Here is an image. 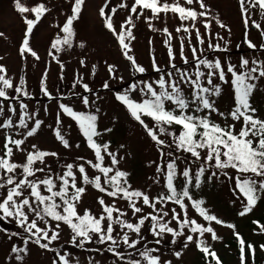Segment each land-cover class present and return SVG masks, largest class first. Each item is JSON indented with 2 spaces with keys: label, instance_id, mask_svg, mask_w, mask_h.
<instances>
[{
  "label": "snow or ice",
  "instance_id": "1",
  "mask_svg": "<svg viewBox=\"0 0 264 264\" xmlns=\"http://www.w3.org/2000/svg\"><path fill=\"white\" fill-rule=\"evenodd\" d=\"M199 5L200 11L192 7H185L184 5ZM85 0H74L71 5V14L67 16L59 32L52 39L49 56L59 64L60 61L54 55V51L59 53L65 47H73L74 37V22L78 21L82 13V8ZM242 18H244V25L249 26V19L246 18L249 9L259 10L260 14L264 16V0H238ZM109 7L108 0L99 8V16L103 20V26L116 39L120 51L124 58L130 63L132 70L135 73H145L146 69L140 65L134 55H132L131 42L135 39L133 29V15L140 19L143 16L144 10H150L151 17H145L148 27L157 31L151 23L153 18H159L161 13L176 14L179 19L183 21H191V27L195 29L196 40L199 44H204V39L198 28H196V21L203 17L205 18L204 28L208 30L211 27L209 20L210 12L207 11V5L204 0H176L174 3L161 2V0H134L130 5V14L120 24L119 31L114 26V16L117 13V8H128L129 5L121 2L117 7H112L110 13L106 12ZM14 8L18 13L31 12L34 18L23 17V22L26 25L22 42L19 47V54L24 57L30 54L36 60H39L37 52L30 47V38L34 32V28L42 20V17L50 11L43 3H39L31 8L23 6L20 0H14ZM139 10V11H138ZM216 24L221 28L227 26L223 24L218 18L215 19ZM251 26L260 30L261 37H264V27L255 20L251 21ZM166 35L164 44L167 48L169 57V64L173 71L162 72L157 65L155 57H152V69L159 74V78L154 81H139L132 83L123 92H116L115 100L118 101L128 112L130 117L139 123L144 129L147 136L158 146V152L163 158L165 156L164 147L165 140L161 139V135H168L172 137V142L178 151L189 153L196 161H201V166L195 174V186L199 187L201 184V177L205 173V165L219 170L224 176L228 177L229 173L225 170H235V188L233 194L237 192L243 197L242 210L238 215L243 217L250 213L257 205L258 201L264 194V118L257 114V108L251 103V97L258 87V81L264 79V61H257L253 59L240 58L239 70L237 65L228 62L226 66L219 59L210 60L208 58H201L198 50L191 47L190 28L183 23L176 28V32L189 34V47H191L192 61L195 62V69L193 73L187 70L177 68L174 63L175 54L171 46L172 33L167 27L162 29ZM60 33H63L61 35ZM4 34L0 32V36ZM220 39H223L220 37ZM151 44V41H149ZM245 43L249 48H256L249 38L247 32L245 33ZM83 42L79 47L83 48ZM209 49L220 50V44L209 43ZM264 48V44L260 45ZM184 41L181 38L180 43V57L185 65L189 64V60L184 52ZM54 50V51H53ZM2 59V58H0ZM255 65V66H250ZM83 66L85 61L80 60ZM208 71H202L201 68ZM61 73H63L64 65L60 64ZM116 66L114 64H107V72L111 79H116ZM96 72V66H92V74ZM7 69L3 64H0V114L5 111L4 101L9 100L10 97L6 90L13 89L22 96L28 97L30 94L24 89L25 80L23 77L19 80V85H13V81L7 78ZM230 74V81L227 78ZM47 70L45 71L41 82L40 91L44 96L53 98L46 86ZM167 77V78H166ZM194 77V78H193ZM218 78L221 83L231 84L233 92L234 106L230 111H220L216 107V100L214 97H219L222 93L221 84L214 83L213 78ZM63 79V75H61ZM120 79H123L122 77ZM80 85L85 92L92 93L89 84L83 82V77L74 79L72 87L75 88ZM155 85V87H154ZM182 85H188L191 89V99L186 98ZM104 89H110L108 81L102 84ZM139 92L141 99L136 100L132 98V94ZM74 96H80V93H73ZM11 99L19 100V96L11 97ZM98 100L99 97L97 96ZM81 103L85 108H90L96 103V100L89 99V96L81 97ZM194 106V107H192ZM20 113L16 123L13 122L12 117L9 116L0 122V129L22 128L26 129V134L23 139H14L11 135H5L3 144V155L0 156V170L3 171L4 178H0V189H5V193L0 196V221L11 218L23 229L24 235L21 237L23 246L13 244L10 249V256L8 259L14 257L17 264H23L25 256L29 255V243L35 244L39 249L46 252L53 253L51 264H73V258L70 252L63 251L52 247L53 242L59 241L61 225L66 226L71 233L68 241L75 248L84 249L86 245L97 243L100 245H107L106 251L111 253L118 261L123 264H172L170 260H162L159 254V247H148L146 239L142 234V230L146 222H150L148 231L155 238V245L162 244L165 234H170L171 243L175 244L177 238L184 236L183 248H187L189 243L195 242L197 249L202 252L205 258H211L215 264H221V260L217 253L211 249V246L206 245L201 239L205 233L211 234L212 240H217L214 229L209 226H203L195 219H189L187 216L188 204L199 214L205 221L215 222L216 224L225 225L230 229H234L235 225L219 219L216 215L209 213L203 207L204 201L202 199H194L190 194L189 185L192 184V176L190 169L185 168L180 175L185 178V183L181 190L178 191L174 180L177 177V159H169L166 166H156L157 173H163L164 187L167 193H161L156 197L150 196L139 190L132 189L128 182V175L126 171L115 169L119 164L117 155L109 151V143H98L95 139L101 133L97 130L99 108L95 112L76 111L73 107L61 102L59 103V112L56 115L55 123L59 126L62 122L61 113L75 121L79 132L86 141L87 147L94 153L95 163L92 160H86L85 163L91 168L97 170L103 176V184L101 182V175L89 177L86 172L85 163L74 165L67 163L64 165L62 174L53 177L51 170L49 174L43 179L36 178L37 173H44L45 167H34L39 162L41 165H46L47 157L57 158L58 153L55 151L41 150L37 145H31V151H27L23 163L12 162L13 147L17 151L23 152L22 145L29 137L37 134L41 128L43 121L36 118L38 113H29L28 106L23 101L19 103ZM7 111L16 114L17 109L11 103L7 106ZM44 111L47 113L48 108L45 106ZM213 113L219 117L227 120L231 118L234 123L224 124L217 123L211 119ZM148 118L152 124L146 123ZM29 121H34L30 126ZM236 122L240 123L239 131L236 130ZM173 126H179V132L169 131ZM112 129H105L110 132ZM55 139L65 148L70 149L72 145L69 140L65 138L59 127L53 129ZM80 147L79 144L76 145ZM123 148V145L120 146ZM202 150L204 154L202 155ZM106 153L111 160V166H105ZM169 157L172 153H167ZM78 160H84V157H77ZM120 159H123L121 157ZM214 162V163H213ZM74 168L76 171H74ZM20 170L19 179L14 175ZM109 175L110 173H113ZM84 185H91L100 193L106 194L113 198L112 204H107L103 197H98L97 202L101 207L99 216L92 214L90 209L85 208L83 214L78 210L77 205L81 202L83 195L86 193V188L77 185L78 176ZM217 175L212 172V177ZM231 179V177H229ZM211 179V177H209ZM59 181L57 185L56 181ZM156 183H159L157 177ZM108 185L109 187H105ZM43 187V194L41 191ZM58 189V190H57ZM71 189V191H70ZM123 199L127 201L128 208L131 210L133 217H137L135 222L128 220L127 213L121 210L115 204V199ZM138 198L142 200L143 205L151 208L153 211L143 214V209L137 206ZM239 198V197H238ZM172 202L178 205L184 217L176 211L171 209V221H176L178 230L169 226L171 221L166 220L169 212L163 208H157V204L164 205ZM32 214V216L29 215ZM139 214V215H138ZM34 217V218H33ZM38 221L43 222V227L38 224ZM50 221H55V225L51 226ZM106 222V223H105ZM253 223H257L254 221ZM116 226L119 227L120 232H116ZM260 231L264 232V225H259ZM185 229H188L192 234H198L194 240V235H185ZM115 233V234H114ZM130 234H135L136 238H131ZM20 235L13 233L8 237L11 240L14 236ZM240 251V264H247V255L255 257L256 249L251 243L240 236L238 232H234ZM123 245L126 249L133 250L139 256V259L134 258L132 253L125 257V253L120 249ZM141 245L143 248L141 249ZM260 249L264 251V244H261ZM95 251L100 252L97 248ZM174 256L180 258L181 251H174ZM75 264H79L76 260ZM89 264H99V261H89Z\"/></svg>",
  "mask_w": 264,
  "mask_h": 264
},
{
  "label": "rangeland",
  "instance_id": "2",
  "mask_svg": "<svg viewBox=\"0 0 264 264\" xmlns=\"http://www.w3.org/2000/svg\"><path fill=\"white\" fill-rule=\"evenodd\" d=\"M74 0H20L23 6L31 8L39 3L45 4L50 9L38 25L34 28V32L30 38V47L37 52L40 57L36 60L30 54H26L21 57L19 54V47L23 39L26 25L23 22V17L34 18L31 12L18 13L14 8V0H0V32L4 35L0 36V64H3L7 69V78L13 81L14 87L19 85L21 77L24 78V89L29 92V96L25 97L16 93L13 89L6 90L9 100L4 101L5 111L0 114V122L12 117L14 123L18 121L20 108L19 103L23 101L27 104V110L29 113H38L36 118L43 121L41 128L37 134L33 137H29L25 140V144L22 145L23 152L17 151L15 146H12L13 156L12 162L23 163L27 151H31V145L35 144L41 150L55 151L59 155L57 158L47 157L46 165H41L37 162L34 167H45L44 173H37L36 178L43 179L49 174V169L53 177L60 175L64 171V165L67 163H73L78 165L85 163L86 160H92L95 163L94 153L87 147L86 141L79 132V129L71 118L61 113V124L56 125V115L60 111L59 103L63 102L74 108L76 111L95 112L96 108L100 109L98 113L97 130L101 133L99 137H96L98 143H109V151L117 155L119 164L115 166V169L123 170L129 173L127 179L132 189H139L147 193L150 198L156 197L161 193H167L164 187L163 173L156 172V166H166L169 159H177V177L174 183H185V178L180 175L185 168L190 169V175L192 176V184L189 185L190 194L194 199H202L205 207L209 213L216 215L219 219L225 222V224L231 223L235 225L234 229H230L225 225L216 224L215 222L205 221L198 213L191 207L190 202L185 201L188 204L187 216L189 219H195L203 226H211L216 232L219 239L212 240L211 234L205 233L201 238L206 245L211 246V249L220 254L224 264H240L239 244L236 242L234 246H228L229 242L236 236L234 231L240 232L247 243L255 244V257L247 255V264H264V251L260 249V245L264 244V232H260V227H252L248 225L250 219L255 216H259L264 213V206L261 203L264 200V194L258 201L257 205L247 215L241 217L238 215L242 210L243 197L237 192L233 194L235 188V170L227 169L229 176L226 177L222 172L214 167H207L205 165V173L201 177V184L199 187L195 186V174L201 166V161H196L189 153L178 151L172 142V137L168 135H161V139L165 140L164 152L165 156L161 158L158 148L161 146L156 145L146 134L144 129L138 122L133 120L126 109L115 100L116 92H123L132 83L139 81H154L159 78V74L152 69V57H155L157 65L161 68L162 72L173 71L169 64V57L167 54V48L164 44L166 35L162 29L167 27L169 32L172 33V40L170 41L175 54L174 63L177 68L181 70H187L190 73L194 72L195 62L192 61L191 47H195L198 50V54L201 58H208L215 60L219 58L224 65L231 62L237 65L239 70L240 58L249 59L251 62L253 59L257 61H264V48L260 45L264 44V37H261L260 30L251 26V21L255 20L257 23L264 27V16H262L259 10L249 9L247 17L249 19V26L246 28L244 25V18L241 16L238 0H204L207 5V11L210 12L209 20L211 21V27L208 30L204 28L203 17L199 18L196 23V28L199 29L204 44L201 45L196 40L195 29L191 27V21H181L176 14L173 13H161L159 18H153L151 23L157 31H153L148 27V23L145 17H151L150 10H144L143 16L140 19H136V14L133 15V23L136 25L133 29L135 39L131 42L132 55L136 58L137 62L145 67V73H135L130 63L122 55L118 43L115 37L103 26V20L99 16V8L105 4V0H85V4L82 8V13L78 21L74 22V37L73 47H65L63 51L54 55L60 61L58 64L51 56H49V49L52 39L59 32V28L62 27L68 15L71 14V5ZM121 2H125L129 5L128 8H117V13L114 16V26L119 31L120 24L130 14V5L134 0H108L109 7L106 12L111 11L112 7H117ZM161 2L174 3L176 0H161ZM183 3V0H180ZM185 7H192L197 11H200L199 5L193 3V5H184ZM139 11V10H138ZM219 19L226 28H221L216 24L215 19ZM190 28L191 47H189V34L181 31L176 32V28L181 24ZM247 32L248 38L257 45L256 48H249L245 43V33ZM63 35V33H60ZM222 37L223 39H220ZM181 38L184 41V52L189 60V64L185 65L180 57V43ZM151 41V44L149 43ZM83 42L84 47H79V44ZM209 43L220 44V50L209 49ZM83 59L85 64L82 66L80 60ZM60 64L64 65L63 73H61ZM107 64H114L116 66V79H111L107 72ZM96 66V72L92 74V66ZM250 66H255L251 65ZM47 70L46 86L53 98L44 96L40 91L41 79ZM202 71L207 72V69L201 68ZM63 75V79H61ZM83 77V82L89 84L92 89V93L85 92L80 85L75 88L72 87L74 79L77 77ZM123 79H120V78ZM167 78V77H166ZM194 78V77H193ZM230 81V74L227 77ZM179 80V77L176 76ZM214 83L221 84L222 93L219 97H214L216 100V107L227 114L228 111L234 106L233 92L231 84L221 83L218 78H213ZM104 81H108L110 89H104L102 84ZM258 87L254 91L251 97V103L257 108V114L264 118V79L257 82ZM155 87V85H154ZM186 98L191 99V89L188 85H182ZM80 93V96H74L73 93ZM87 95L90 101L96 100V103L90 108H85L81 103V97ZM19 96V100L11 99V97ZM99 97L97 100L96 97ZM132 98L141 99L139 92L132 94ZM3 99V98H0ZM11 103L16 107L17 112L15 115L7 111L8 104ZM47 106V113L44 111ZM194 107V106H192ZM146 123L152 124V121L148 118ZM211 119L222 126L224 124L234 123L231 118L224 120L216 113H213ZM31 126L34 121H29ZM240 123L236 122V130L239 131ZM59 127L65 138L69 140L72 147L65 149L56 139L53 133V129ZM112 129L110 132H106L105 129ZM26 129L13 128V129H0V156L3 155V144L5 135H11L14 139H23L26 134ZM169 131L178 134L179 126H173ZM80 147L77 148L76 145ZM123 145V148L120 146ZM171 152L172 156L169 157L167 153ZM104 165L111 166L110 157L106 153ZM204 154L202 150V155ZM77 157H84V160H78ZM123 157V159H120ZM214 163V162H213ZM86 172L89 177L101 175V182L103 184V176L97 170L91 168L85 163ZM74 171L76 169L74 168ZM20 170L14 175L17 179L21 178L19 174ZM212 172H216L217 175L212 177ZM110 173L109 175H112ZM77 185L86 188V193L83 195L81 202L77 205L81 214L85 208L90 209L92 214L99 216L101 213V207L97 202L98 197H103L107 204L113 203V198L108 197L104 193H100L94 189L91 185H84L79 179ZM159 177V183H156V179ZM211 177V179H209ZM231 177V179L229 178ZM0 178L6 179L2 170H0ZM59 185V181H56ZM109 187L108 185H104ZM58 190V189H57ZM5 189H0V196L5 193ZM43 194V187H41ZM71 191V189H70ZM239 197V198H238ZM137 200V206L143 209V214L153 211L151 208L143 205L142 200ZM115 204L121 210L127 213V219L135 222L137 217H133L131 210L128 208L127 201L116 198ZM157 208H163V210L169 212V216L166 220L171 221V209L175 208L177 212L181 214V218L184 217V213L181 212L178 205L172 202H168L164 205L157 204ZM32 216L31 213H29ZM139 215V214H138ZM34 218V217H33ZM51 226L55 225V221L49 222ZM106 223V222H105ZM40 226H44L42 221H38ZM150 222H146L142 230V234L146 239L148 247H159L162 260H170L172 264H209L204 254L200 252L195 242L189 243L187 248H183L185 237L181 236L177 238L175 244L171 243V235L165 234L164 240L161 245H155V238L148 231ZM171 227L178 230L176 221H171ZM255 230H254V229ZM116 232H120L118 226H116ZM13 233H19L20 235L14 236L11 240L8 239ZM59 241L53 242L52 247L62 249L71 253L73 258V264L78 260L79 264H89V261H99V264H123L118 261L111 253L106 251L107 245H100L97 243H91L85 246L84 249L73 247L68 243L71 233L70 230L61 225ZM115 234V233H114ZM194 235V240L198 234H192L188 229H185V235ZM24 235L23 229L15 223L14 220L8 218L0 221V264H17L14 257L8 259L10 256V249L13 244L23 246L21 237ZM131 238H136L135 234H130ZM29 249V255L25 256L23 264H51L53 253L46 252L39 249L35 244L29 243L27 246ZM141 249L143 245L140 246ZM97 248L101 249L100 252L95 251ZM121 251L125 253L127 258L132 253L134 258L139 259V256L134 253L133 250L126 249L123 245L120 246ZM182 256L176 258L174 251H181ZM210 258V257H209Z\"/></svg>",
  "mask_w": 264,
  "mask_h": 264
},
{
  "label": "trees",
  "instance_id": "3",
  "mask_svg": "<svg viewBox=\"0 0 264 264\" xmlns=\"http://www.w3.org/2000/svg\"><path fill=\"white\" fill-rule=\"evenodd\" d=\"M174 184L177 186L178 191L181 190L182 187H183L182 183L179 182V181H178V182L176 181ZM261 203H262L263 206H264V200H262ZM254 221H257L258 224H257V223H253ZM248 225H251L252 227L256 226V227H258V228H259V225H264V213L261 214V215H259V216H255L254 218L250 219V221L248 222ZM253 229H254V228H253ZM254 230H255V229H254ZM260 232H261V231H260ZM236 239H237V238H233V239L229 242V245H228V246H234L235 243L237 242ZM246 243H247V242H246ZM250 243H251V242H250ZM251 244H253V245L255 246L254 243H251ZM212 264H213V261H212Z\"/></svg>",
  "mask_w": 264,
  "mask_h": 264
}]
</instances>
